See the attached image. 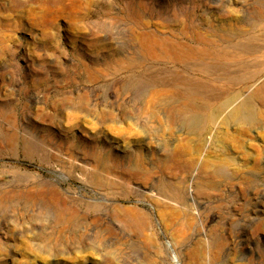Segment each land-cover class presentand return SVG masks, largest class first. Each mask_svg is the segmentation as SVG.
<instances>
[{
	"label": "rangeland",
	"instance_id": "1",
	"mask_svg": "<svg viewBox=\"0 0 264 264\" xmlns=\"http://www.w3.org/2000/svg\"><path fill=\"white\" fill-rule=\"evenodd\" d=\"M263 77L264 0H0V264H264Z\"/></svg>",
	"mask_w": 264,
	"mask_h": 264
},
{
	"label": "bare ground",
	"instance_id": "2",
	"mask_svg": "<svg viewBox=\"0 0 264 264\" xmlns=\"http://www.w3.org/2000/svg\"><path fill=\"white\" fill-rule=\"evenodd\" d=\"M151 45H152V42L150 41L149 46H151ZM255 77H256V73H253V75L251 77L249 76V77L245 78L243 81L254 80ZM260 80H261V78H260ZM262 80H264V77ZM261 88L262 89H260V90H264V84L261 86ZM158 90L159 91H156L153 93V95L151 97L152 100H153V97L156 98L160 95L162 89H158ZM262 96H264V95H262ZM230 99L231 100L236 99V96H230ZM231 100H228L225 103L226 107H224V109L228 107V105L231 103ZM261 100L264 101L262 98H261ZM251 101L252 100H249V99H246V100L244 99V100L240 101V103L237 106L233 107V109L229 112V114L226 115L225 121H229V119H232L234 117H239L241 123L243 125H245L247 128H255L256 125L254 122H256V121H254V120L261 117V115H264V113L261 112L260 110L255 109L253 107V105L251 104ZM126 218H128L130 221L136 220V222H138L139 224H142V221L140 219H138L137 216L131 211L126 212ZM172 259H173V262L177 263L178 260H177V257L175 255H172Z\"/></svg>",
	"mask_w": 264,
	"mask_h": 264
}]
</instances>
